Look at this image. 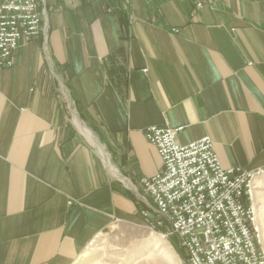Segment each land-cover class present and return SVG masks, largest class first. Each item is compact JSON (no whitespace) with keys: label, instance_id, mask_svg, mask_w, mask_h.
Returning a JSON list of instances; mask_svg holds the SVG:
<instances>
[{"label":"crops","instance_id":"0c3cea01","mask_svg":"<svg viewBox=\"0 0 264 264\" xmlns=\"http://www.w3.org/2000/svg\"><path fill=\"white\" fill-rule=\"evenodd\" d=\"M41 10L40 36L0 68V264H75L96 234L142 222L139 178L162 166L148 126L182 127L183 145L210 136L224 167L264 168V0Z\"/></svg>","mask_w":264,"mask_h":264},{"label":"built area","instance_id":"2783aa9c","mask_svg":"<svg viewBox=\"0 0 264 264\" xmlns=\"http://www.w3.org/2000/svg\"><path fill=\"white\" fill-rule=\"evenodd\" d=\"M42 2H0V68L13 67L16 50L42 33ZM205 2L195 0V8ZM181 129H145L162 166L139 180L154 209L143 213L155 216L163 236L180 238L189 264H264L256 203L264 168L224 167L210 136L183 145L177 140Z\"/></svg>","mask_w":264,"mask_h":264},{"label":"rangeland","instance_id":"374dc122","mask_svg":"<svg viewBox=\"0 0 264 264\" xmlns=\"http://www.w3.org/2000/svg\"><path fill=\"white\" fill-rule=\"evenodd\" d=\"M71 112L73 113V111ZM72 113L70 122L73 124V128L88 141L75 125V120H72ZM77 116L89 128L81 120L80 115L77 114ZM88 142L91 143V141ZM111 161L114 165L113 159ZM105 165L108 164L105 163ZM120 182L130 187L129 181L121 179ZM142 190L147 196L143 188ZM256 191L258 220L261 226V238L264 247V175L258 179ZM145 198L150 205L141 202V205L138 206V213L142 217V222L125 224L116 222L107 231L96 234L88 242L84 252L75 264H189L180 238L176 234L163 236L161 229L159 227L155 228V226H158L155 216L151 213L152 219L143 213L144 210L149 213L154 210L148 196Z\"/></svg>","mask_w":264,"mask_h":264},{"label":"bare ground","instance_id":"6f19581e","mask_svg":"<svg viewBox=\"0 0 264 264\" xmlns=\"http://www.w3.org/2000/svg\"><path fill=\"white\" fill-rule=\"evenodd\" d=\"M75 123L78 126V128L80 129V131L91 141L94 143V139H93V134L91 132V130H89L85 125L82 124V122L75 117ZM108 165L112 168V165L110 164V162L107 160ZM260 182V180H259Z\"/></svg>","mask_w":264,"mask_h":264}]
</instances>
